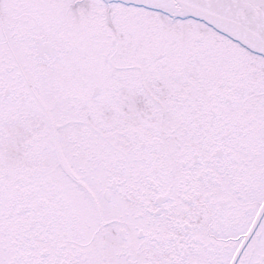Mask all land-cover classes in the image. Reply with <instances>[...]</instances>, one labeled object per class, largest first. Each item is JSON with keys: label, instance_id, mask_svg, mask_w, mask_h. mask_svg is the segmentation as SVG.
Instances as JSON below:
<instances>
[{"label": "snow or ice", "instance_id": "obj_1", "mask_svg": "<svg viewBox=\"0 0 264 264\" xmlns=\"http://www.w3.org/2000/svg\"><path fill=\"white\" fill-rule=\"evenodd\" d=\"M0 264H264V0H0Z\"/></svg>", "mask_w": 264, "mask_h": 264}]
</instances>
